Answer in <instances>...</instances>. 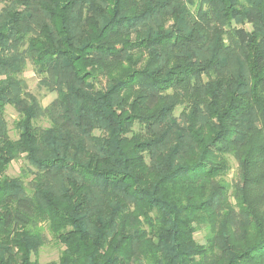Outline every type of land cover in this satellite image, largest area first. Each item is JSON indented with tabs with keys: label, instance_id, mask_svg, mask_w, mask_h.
Instances as JSON below:
<instances>
[{
	"label": "trees",
	"instance_id": "obj_1",
	"mask_svg": "<svg viewBox=\"0 0 264 264\" xmlns=\"http://www.w3.org/2000/svg\"><path fill=\"white\" fill-rule=\"evenodd\" d=\"M0 5V264H264V0Z\"/></svg>",
	"mask_w": 264,
	"mask_h": 264
},
{
	"label": "rangeland",
	"instance_id": "obj_2",
	"mask_svg": "<svg viewBox=\"0 0 264 264\" xmlns=\"http://www.w3.org/2000/svg\"><path fill=\"white\" fill-rule=\"evenodd\" d=\"M1 8V5H0ZM24 77L28 83L29 91L35 94L40 100L43 106L49 105L55 98L56 94L46 93V91L41 90L38 86L39 79L36 77L34 72L32 71V67L29 66L27 71L24 74ZM7 121L10 128V135L13 138H17V133L14 129V122L18 119V114L12 109L8 108L7 110ZM47 125V124H45ZM25 165L24 160L14 162L9 170L7 171V175L10 177H18L22 174L23 168ZM237 177V165L233 164L232 172L230 173L228 179L233 180ZM48 237V241L46 245L41 249L39 255L35 256L33 259L38 260L41 264H50L52 262L58 261L59 256L64 249V247L54 239V237L50 233H46ZM205 233L199 232L196 235V239L201 244L205 243Z\"/></svg>",
	"mask_w": 264,
	"mask_h": 264
}]
</instances>
